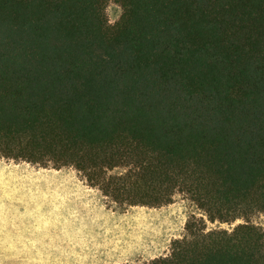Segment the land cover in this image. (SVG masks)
Returning a JSON list of instances; mask_svg holds the SVG:
<instances>
[{"label":"trees","instance_id":"obj_1","mask_svg":"<svg viewBox=\"0 0 264 264\" xmlns=\"http://www.w3.org/2000/svg\"><path fill=\"white\" fill-rule=\"evenodd\" d=\"M0 157L123 207L188 197L135 264H264V0H0Z\"/></svg>","mask_w":264,"mask_h":264},{"label":"rangeland","instance_id":"obj_2","mask_svg":"<svg viewBox=\"0 0 264 264\" xmlns=\"http://www.w3.org/2000/svg\"><path fill=\"white\" fill-rule=\"evenodd\" d=\"M110 24L120 6L105 8ZM186 196L159 207L119 206L70 166L0 157V264H135L168 252L189 217ZM264 227V213L251 216Z\"/></svg>","mask_w":264,"mask_h":264}]
</instances>
